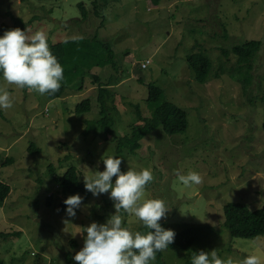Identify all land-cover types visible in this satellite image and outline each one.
<instances>
[{
  "label": "rangeland",
  "instance_id": "374dc122",
  "mask_svg": "<svg viewBox=\"0 0 264 264\" xmlns=\"http://www.w3.org/2000/svg\"><path fill=\"white\" fill-rule=\"evenodd\" d=\"M97 1L104 5L102 22L91 0H0V24L11 22L10 11L29 21V35L43 31L50 43L96 37L114 51V66L92 68L83 82H72L57 98L0 78V88L13 100L11 109H0V179L10 186L0 205V264H66L64 253L74 257L84 246L83 228L106 223L115 214L114 202L110 192L77 193L82 204L69 217L57 205L77 194H64L51 175L73 166L84 181L105 170L108 156L122 160L121 172L151 169L154 180L146 185L144 199H162L171 208L161 219L166 229L177 233L193 225L211 226L189 249L161 252L164 264H186L193 253L213 249L234 264L250 254L264 259V235L232 238L223 215L230 202L249 209L264 205V0ZM251 39L262 43L247 69L230 48ZM197 52L211 61L202 83L186 60ZM144 60L148 64L142 68ZM92 74L116 83L118 114L109 139L83 134L85 120L98 117L96 104L88 112H74L78 102L96 93ZM148 83L185 111L187 129L168 135L157 128L133 154H117L118 137L142 123L137 111L150 116ZM32 143L38 152L28 150ZM190 171L199 173L203 183L182 185L178 174ZM123 215L122 226L139 231L142 222Z\"/></svg>",
  "mask_w": 264,
  "mask_h": 264
},
{
  "label": "clouds",
  "instance_id": "9594fccd",
  "mask_svg": "<svg viewBox=\"0 0 264 264\" xmlns=\"http://www.w3.org/2000/svg\"><path fill=\"white\" fill-rule=\"evenodd\" d=\"M47 41L48 37L43 31L29 35L19 28L6 30L0 36V71L8 85L27 88L41 95H52L60 89L64 69L51 53ZM12 107L10 92L0 88V109ZM103 163L105 170L95 172L91 178L84 177V186L93 196L110 192L115 214L104 224L92 222L83 228L82 233L87 234L84 246L73 259L77 264H152L157 253L167 250L174 242L175 232L164 229L159 223L171 208L162 199H144L146 185L154 180L151 169L138 172L129 168L127 172H121L122 160L114 156L104 158ZM113 177H116L114 184ZM178 180L185 187L203 183L202 176L194 171L187 175L178 174ZM82 200L77 194L64 201L67 216H76L75 209L81 206ZM123 214L134 216L149 231L133 233L122 226L125 219ZM191 259L192 264H234L232 258L221 259L215 249L193 253ZM240 264H264V259L260 255L250 254Z\"/></svg>",
  "mask_w": 264,
  "mask_h": 264
},
{
  "label": "trees",
  "instance_id": "16d2710c",
  "mask_svg": "<svg viewBox=\"0 0 264 264\" xmlns=\"http://www.w3.org/2000/svg\"><path fill=\"white\" fill-rule=\"evenodd\" d=\"M153 3L158 4L160 0H152ZM108 2L105 4L107 5ZM93 7V14L100 17L101 22L104 21L101 8L104 6L101 1L91 0ZM82 8L83 5H81ZM10 17L11 22L0 24V36H3L6 30L19 28L27 32L29 21H24L17 15L6 11ZM86 17V12L83 10ZM67 41V42H66ZM48 42V41H47ZM261 41L257 39L245 40L242 43L233 45L230 51L236 56V62L240 66H245L247 69L251 66V62L256 56L261 46ZM51 53L57 58V61L64 69V79L61 81V87L55 94H47L49 98L61 97L67 87L76 80L84 81L86 75L94 67H106L108 65L114 66V51L112 47L106 42L97 40L96 37L92 39H67L58 41L56 43L48 42ZM225 54L226 50L221 49ZM187 64L194 72L195 80L198 82H205L209 76L211 69L210 58L202 52L190 53L186 57ZM115 68V67H113ZM92 82L96 93L93 98L86 97L75 105L74 112L82 114L88 112L96 104L98 106V117L95 119H86L83 134L87 135L93 133L100 135L104 139H109L112 134L113 127L116 123V115L118 114L116 105L114 104L115 93L113 83L110 77L106 80H101L96 74H92ZM3 77L0 71V78ZM113 79H116L113 77ZM117 81V80H116ZM81 88V85L78 86ZM94 100L92 104L91 101ZM146 105L150 108V116H142L137 111L138 120L142 123L140 125L131 126V133L118 137L115 146V152L122 154H133L139 147L140 141L148 134L160 128L165 134L174 135L184 132L187 129V117L185 111L177 105L171 103L163 98V92L160 87L155 84H147ZM262 130L264 132V122L262 123ZM28 150L31 152H38V148L32 143ZM52 178L64 194L81 193L84 197L89 196L90 192L85 189L84 181L78 179V172L75 167H68L62 174L53 173ZM10 192V186L0 179V205L3 204ZM52 197L48 196L45 204L50 206ZM59 211H65L67 206L64 200L57 205ZM223 215L225 218V225L228 229L229 235L232 238H254L264 235V205L257 209H249L245 205L236 202H230L223 206ZM161 227L166 229L165 222L159 221ZM209 225H193L184 231L175 233L174 242L168 248L176 250L189 249L199 238L203 232L210 231ZM149 231L143 226L139 227V232L146 233ZM154 231V230H150ZM209 234V233H208ZM74 241V240H73ZM63 257L66 264H77L69 253H64ZM161 252L157 253L156 261L158 264H164L160 259ZM188 261L186 264H190Z\"/></svg>",
  "mask_w": 264,
  "mask_h": 264
},
{
  "label": "bare ground",
  "instance_id": "6f19581e",
  "mask_svg": "<svg viewBox=\"0 0 264 264\" xmlns=\"http://www.w3.org/2000/svg\"><path fill=\"white\" fill-rule=\"evenodd\" d=\"M145 61H146V60H144L143 62H141V67H142V68L146 67V66H147V64H148V63H147V62H145Z\"/></svg>",
  "mask_w": 264,
  "mask_h": 264
}]
</instances>
